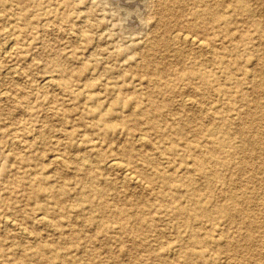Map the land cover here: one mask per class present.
<instances>
[{"label":"rangeland","instance_id":"374dc122","mask_svg":"<svg viewBox=\"0 0 264 264\" xmlns=\"http://www.w3.org/2000/svg\"><path fill=\"white\" fill-rule=\"evenodd\" d=\"M203 12L224 16L196 21ZM0 16V264H186L179 239L188 232L166 199L189 212L205 242L190 263L264 262V169L252 175L264 162V90L255 97L253 89H264V0H0ZM180 23L191 31L201 24L211 66L183 46L163 48L164 27ZM183 68L206 81L179 83ZM182 98L191 99L186 109ZM99 114L107 125L95 123ZM126 129L145 135L147 149ZM199 154L207 163L200 171ZM114 157L143 188L106 167ZM210 169L220 182L205 180ZM166 176H174L171 192ZM180 182L208 205L253 200L241 221H206ZM140 209L143 221L123 232L117 212Z\"/></svg>","mask_w":264,"mask_h":264},{"label":"bare ground","instance_id":"6f19581e","mask_svg":"<svg viewBox=\"0 0 264 264\" xmlns=\"http://www.w3.org/2000/svg\"><path fill=\"white\" fill-rule=\"evenodd\" d=\"M227 4V3H226ZM172 5V2L171 4L170 3H165L163 4L162 6L165 7L166 11H171V6ZM162 7V8H163ZM197 7V6H196ZM199 7V6H198ZM225 7V6H224ZM225 9V8H223ZM239 9H237L235 12H238ZM165 13V12H164ZM164 15V14H163ZM208 16L210 17V21L214 24V23H217V22H220L221 19L223 18L224 15L222 14H209L207 12H203V13H199V14H196L194 17L196 19V21L198 20H201L200 17H205ZM1 16H0V20H1ZM137 19V18H136ZM50 22V21H49ZM200 22V21H199ZM6 23V22H5ZM47 24V23H46ZM181 24V23H180ZM6 25V24H5ZM203 25V23H202ZM205 25V24H204ZM10 26V25H9ZM156 26V24H155ZM5 27V26H4ZM162 28H163V25H162ZM200 28H203L201 26L200 23H197L196 25L194 26H191V29H193V31L189 30V29H186L185 26H183L181 24L180 25H174L171 28H169V25L165 26L164 29H165V34H164V42H163V48H165L166 50H171V48L173 49L174 47H177V46H183L185 48H187L189 51H191L193 53L194 56H197L198 57H202L203 58V61L204 62L203 64L201 63V65H206V68H208L209 66H211L212 62H210V58L213 56L212 55V50L213 48L211 49L210 47V43L208 41L209 37H208V34L206 32H201L200 31ZM216 29H215V26L211 27L209 29L210 32H214ZM74 32V31H73ZM199 33V34H198ZM207 34V35H206ZM77 35V34H76ZM13 37V36H12ZM2 42V41H1ZM14 43V42H13ZM12 43V45H13ZM4 44L3 43V46L4 47ZM11 45V47H12ZM8 46L5 45V48H7ZM9 49V47L7 48ZM185 50V49H184ZM9 51V50H8ZM182 52H176V55L177 57H180L183 58L182 56L185 55V51L181 50ZM7 52V51H6ZM190 52V53H191ZM9 53V52H8ZM212 55V56H211ZM2 58V57H1ZM197 58V57H196ZM195 58V59H196ZM196 61V60H195ZM200 65V67H201ZM11 68V67H10ZM14 68V67H13ZM193 68V66H192ZM16 69V68H15ZM194 69V68H193ZM195 70V69H194ZM194 70H189L191 72H188L186 71L184 68L183 70H181V73L179 74V76L176 78L179 83L180 82H185V81H191V80H196V79H199L201 81H206L207 77L202 74V73H199L198 70L194 71ZM9 71V70H8ZM14 70H12L13 72ZM8 73V72H7ZM6 73V74H7ZM18 74V73H17ZM48 77H46V80L44 81V84L45 85H49V84H53L54 80H51V79H47ZM54 79V78H53ZM263 83V82H262ZM261 83V84H262ZM56 85V84H55ZM41 86V84L39 85V87ZM57 86V85H56ZM55 86V88H56ZM45 87V86H44ZM42 89V88H40ZM183 89V88H182ZM254 95L255 97L258 96L262 90H264L262 88V86L259 84V83H255L254 84ZM12 97V96H11ZM184 97V96H183ZM1 98V97H0ZM193 99H196V98H193ZM263 101V100H262ZM259 102V101H258ZM197 104V102L195 103ZM256 104V110L260 111L262 110L261 107L257 104ZM191 105V99H183L180 101V103L178 104V107L180 109H186L188 106ZM195 106V105H194ZM48 109V108H47ZM106 109V107H105ZM104 109V110H105ZM51 110V109H50ZM209 111V109H208ZM260 117L264 116V114H262V111H260ZM252 115H254L253 113H251L250 115H248V117H251V119L253 118ZM101 114L98 115V117H96V121L95 123H99L101 120L103 121L102 123L104 125H107L108 124V121L104 120V119H101ZM93 120V119H92ZM155 126L157 125H152L151 127L152 128H155ZM126 135L127 137H131L132 138V141L134 143V145L136 146V148H139V149H142V148H146V146H148L147 144V140H146V136L141 134V133H136V130H130V129H126ZM12 132V131H11ZM257 137L258 136V133H257ZM257 137L253 138L252 140H249L248 142L250 143H247V144H250V145H257V142L259 141V139H257ZM16 139V138H15ZM13 141V140H12ZM15 141V140H14ZM254 142V143H253ZM187 146L190 148V144H187ZM255 148V147H254ZM21 149V148H20ZM26 149V148H25ZM208 149V147H207ZM256 149V148H255ZM133 151V150H132ZM131 151V152H132ZM146 151V150H145ZM12 152V151H11ZM141 152V150L139 151ZM145 153V152H143ZM140 159L142 160H146L148 161L149 159H147L148 157L145 155V154H142L141 153H138ZM147 154V152H146ZM215 155H218V153L216 151H211L210 152V157L211 158H215L216 156ZM264 155V152L263 154ZM126 156L127 158H132L131 157V154H130V149H127V152H126ZM201 156V154H199L197 157H195V160H194V164H195V167L198 171L200 170H203L204 167L207 165V163H205L203 161V159L199 158ZM61 157V156H60ZM58 158V156H57ZM87 158V156H86ZM53 159V158H52ZM60 159V158H59ZM63 159V158H62ZM85 159V158H84ZM83 159V160H84ZM89 159V158H88ZM65 160V159H64ZM52 162H54L53 160H51ZM87 161V160H85ZM82 162V161H81ZM90 163V162H89ZM192 163V162H191ZM125 164V163H124ZM106 167L109 168V169H115V170H118L120 173H121V180L126 183V184H130V185H133L135 187H138V188H143V183L142 181L144 180H141L138 176H136L133 171L129 168H127L125 165H123L121 163L120 160L116 159L115 157L114 158H110L106 161ZM241 170H245V167L242 166L240 167ZM264 169V162L258 166L257 170H252V175H256L257 173L260 172V170ZM160 172V171H159ZM158 171L156 172L155 175H157L159 173ZM154 175V176H155ZM161 176V175H159ZM162 177V176H161ZM174 176H166L164 179L166 180V182H164V187L166 190H168V192H171L173 191V183H174ZM221 176L219 173H217V170H213V169H210L208 173L205 174V180L208 181V182H213V181H219L221 180ZM121 181V183H122ZM233 183H235L236 181L232 180ZM123 184V183H122ZM146 184V183H145ZM121 186V185H120ZM148 186V185H146ZM98 187V186H96ZM179 187L183 190L182 192V196L188 200V202L190 201L194 207H195V210H196V217H198L199 219H202V220H206V221H210L214 218H224L226 219L227 221L229 222H232V223H236L237 221H241L245 215V212L248 210V206H245L247 203H250L252 202L251 200H253L252 197H247L245 198V202L246 204L244 203H240L239 202V198H241L239 195H233V196H230V199L232 200L233 202V205H234V209H230L229 207H224V206H220V207H217L216 205H208V203H203V202H199L197 200H195V194H197L198 192H196V189L194 190V194L191 195V194H188L187 193V189H184V188H187L188 185L184 184V182H180L179 184ZM145 188V187H144ZM257 189H262L263 186L262 185H259L258 187H256ZM152 190V188H151ZM264 192V191H262ZM101 195H104L105 193L104 192H101L100 193ZM169 195V194H168ZM263 195V193H262ZM261 195V196H262ZM236 199V200H235ZM166 204H167V207L169 206V208L171 210H173V212L180 216L181 219L183 220V225L186 227L187 229V236L185 239H182L180 238L179 239V242H183L185 243V248H186V251H184L182 253V255L184 256V258L187 260V263L186 264H192V262L190 263L189 260L192 259V256L195 252H193L197 247L199 246H204L205 242H203L204 240L201 238L199 232H197L194 228H192L190 226V215H189V212L186 211L185 209H182L178 206H172V203L170 202L169 199H166ZM71 206V205H70ZM117 215L119 216V219H118V222L120 224V229L123 231V232H130L129 228H130V225L131 224H137L139 225L143 219H144V214H143V209H140L139 211H136L135 212V215H133L132 217L130 216H127L126 213L120 211L119 213L117 212ZM10 216V215H9ZM36 217H39V216H36ZM5 218V217H4ZM3 218V219H4ZM7 219V218H6ZM46 219V218H45ZM44 218H38V220L44 224H48V222L45 220ZM49 218H47L48 220ZM245 219V218H244ZM37 220V219H36ZM246 220H249L247 225L248 227L250 228H253L251 225L255 224L252 220H250L249 217L246 218ZM14 222V221H13ZM17 222V221H16ZM5 223L10 225L12 222H11V219L10 221L7 219L5 220ZM264 228V227H263ZM258 229V227H257ZM255 237H249V247L252 246V244L255 242ZM256 244V242H255ZM236 248V247H235ZM237 249V248H236ZM238 250V249H237ZM250 250V249H249ZM228 252H233V253H236L238 251H228ZM169 255V254H168ZM167 255V256H168ZM200 255V256H199ZM198 255V257H202V254L200 253ZM172 256V255H171ZM247 256V255H246ZM243 257V255H242ZM263 257V256H262ZM171 258V257H170ZM169 258V260H170ZM230 259L232 258H229L228 261H226L227 263L226 264H229V261ZM162 262V261H160ZM258 262V261H257ZM31 263V262H30ZM44 264H51L49 260L45 259V263ZM248 264H256V261L253 262V263H248ZM259 264H264V262L262 263H259Z\"/></svg>","mask_w":264,"mask_h":264}]
</instances>
